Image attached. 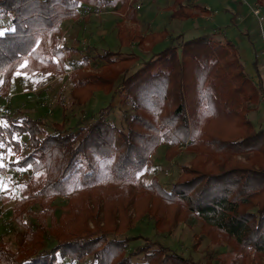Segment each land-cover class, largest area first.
<instances>
[{"label":"trees","instance_id":"16d2710c","mask_svg":"<svg viewBox=\"0 0 264 264\" xmlns=\"http://www.w3.org/2000/svg\"><path fill=\"white\" fill-rule=\"evenodd\" d=\"M131 1L0 0V21L9 26L0 38V102L8 97L17 70L53 71L63 61V52L71 51L60 46L63 25L78 18L80 7L115 9L135 23L138 12ZM165 1L169 20L200 19L203 25L212 16L197 0ZM116 38L118 51L98 54L100 64L91 72H85L88 57L71 62L74 104H87L97 91L108 98V106L94 117L66 126L23 113L12 116L7 107L0 113V144L9 156L0 177L8 167L12 174L24 172L28 184L13 208V223L24 230L21 244L13 249L0 237V264H226L218 255L193 261L163 245L151 248L147 240L130 247L137 237L123 235L120 227L141 218L161 233L178 221L200 224V238L216 247L228 245V264H262L264 128L248 118L264 95L255 58L256 81L230 39L209 34L185 39V33L173 36L166 29L142 34L122 27ZM144 42H149L148 54L130 50ZM118 94L132 106L121 129L106 110ZM161 144L167 159L182 146L192 150L191 161L169 188L155 178L141 185L139 174ZM77 156L85 165H71ZM58 198L66 206L57 218ZM133 255H141V263H133Z\"/></svg>","mask_w":264,"mask_h":264},{"label":"rangeland","instance_id":"374dc122","mask_svg":"<svg viewBox=\"0 0 264 264\" xmlns=\"http://www.w3.org/2000/svg\"><path fill=\"white\" fill-rule=\"evenodd\" d=\"M147 2L150 0H146ZM152 6L153 10L151 15H157V13L163 9V5H159L156 1ZM228 0H198L201 4H207L211 8L217 10V15L215 21L219 25H223L221 31L215 32L209 27L212 22H210L208 27L204 29H191V25L185 24V39L192 38L194 36L211 35L215 40H225L230 39L233 41V36H239V33H243V29L246 26V21L252 22V32L249 34L250 38H255V35L259 33L256 32V19L249 11L239 12L240 16L245 17L248 13L249 18L240 25L238 28L232 25L233 12L228 6ZM134 6L138 2L131 1ZM166 2V1H165ZM167 3V2H166ZM141 7V6H140ZM148 6L144 9H137L139 14H146ZM261 7L264 9V2H262ZM79 16L76 20H67L64 23V29L62 36L60 37V46L62 49L71 50L64 53L63 61L57 62L56 68L52 71L51 69H46L44 71L38 70L34 74H27L30 79L27 81L24 78V74L15 76L11 80V87L6 100L1 101L0 113H9V115L17 116L18 114H24L32 119L41 118L45 120L48 124L50 123H62L64 122L66 126H73L78 121H84L91 115L94 117L100 108H105L108 106V98L102 92H95L90 99V101L85 105H76L71 97V84L68 79V74L74 67L73 62L80 63L84 57L87 58V67L85 72H91L92 68H95L100 64L99 60L96 58L98 54H104L109 52L115 54L118 51V42L116 38V33H118L122 28H126L127 31L133 32L137 31L139 33L145 32H158L162 30V24L150 23L149 29H142L138 27L136 23L131 22L129 19H124L116 10H102L95 11L90 7H80L78 12ZM154 16V17H155ZM153 17V18H154ZM208 18V17H206ZM205 18V19H206ZM157 20V19H156ZM166 24L170 28L167 30L171 35H177V29L183 22H178L174 20L166 21ZM119 25V26H118ZM119 28H118V27ZM194 25H192V28ZM8 22L0 21V30L7 29ZM161 27V29H159ZM118 28V30H117ZM191 29V30H190ZM189 30V31H187ZM228 31V32H227ZM257 40L255 38V46L259 47L262 43L261 36ZM244 43L239 41H233L241 51L248 45L246 39ZM149 42H144L142 45L132 44L130 50L135 51L138 54H148ZM244 47V48H243ZM127 51V49L125 50ZM244 60V59H243ZM55 61V60H54ZM73 61V62H72ZM245 61V60H244ZM72 62V63H71ZM245 65V72H252L251 65ZM60 76H57V74ZM264 74V73H263ZM263 78V89H264V75ZM0 80L2 76L0 75ZM40 81L39 83H33V81ZM256 81L255 79H253ZM3 88L0 85V90ZM43 88V89H42ZM40 89V90H39ZM264 97V95H262ZM193 101H191V107H193ZM5 107L6 110L4 109ZM108 112V119L113 122V124L118 128H123L129 121L128 117L132 113V106L128 98L124 97L123 94H118L114 102L106 108ZM248 118L253 122L257 128H264V102L262 101L256 110L251 111L248 114ZM119 143V138L116 139V144ZM192 150H186L184 147L180 146L176 148L173 153L174 156L171 159H167V149L164 144H161L155 149V152L151 155V163L146 165L141 173L139 174L140 184H147L152 178L158 180L160 184L164 187L169 188L170 185L176 181L178 178L181 167L183 165L189 164L192 158ZM0 163H3L4 167L8 166L9 156L7 150L0 147ZM73 167L85 165L84 158L82 156H77L71 161ZM10 168H5V174L0 177V237L3 241L7 242L12 246L13 249H18L21 244V237L24 230L13 223V208L16 202L25 196L28 190V184L24 172L11 173ZM2 179V180H1ZM1 194L5 195V200L1 198ZM55 205V216L58 218L63 212L66 206V200L63 198H58L54 202ZM132 210V209H131ZM67 214V213H66ZM131 218L135 217V214L131 211ZM163 217V215L159 214ZM166 219V217H165ZM169 220H167L168 223ZM134 221L133 224H126L120 227L121 233L125 236H135L136 239L130 243V247H136L144 245V243L149 241L153 243L151 248L157 247L158 245H163L169 247L179 253H183L191 257L193 261H205L208 259H215L218 255L219 258L225 260V263H229L231 258V252L228 245L223 246H213L209 244L204 238H200V224L196 226H188L180 221L175 225L166 230L163 228V233L156 232L151 221L146 218H141L138 222ZM49 236H45V240ZM133 263H141V255L132 256ZM264 264V258L261 261ZM58 264H69L67 260L60 261ZM73 264H86L83 261L81 263Z\"/></svg>","mask_w":264,"mask_h":264},{"label":"crops","instance_id":"0c3cea01","mask_svg":"<svg viewBox=\"0 0 264 264\" xmlns=\"http://www.w3.org/2000/svg\"><path fill=\"white\" fill-rule=\"evenodd\" d=\"M133 1L138 2L137 5L141 6L140 9L141 8L144 9V8H146V6H148L147 7L148 11L146 14L145 13L144 14L138 13V19H137V22H135L138 27H141V28L143 27L142 29H149L148 24L155 23L157 21L158 23L162 24V27H163L162 29L169 30L170 28H173V27H169V25L165 23L166 21H170L169 17H168V12L165 10V8L167 6V3L165 2V0H153L154 2L156 1L159 5H161V6L163 5V7H162L163 9L161 10V12L159 11L156 16L151 15V11L153 10L152 6L155 5V3L151 4V0L148 2L146 0H133ZM227 3H228V6L230 7V9L232 10L233 16H234V18H232V20H231L232 25L235 26L236 28H238L240 25H242L245 22V20H247L249 18L248 13L245 15V17H243V16L239 15V12H242V13L244 11H245V13L247 11L250 12L251 8L255 4V0H228ZM203 5L212 11V16L204 19L203 25H201V23L199 22L200 19H193L190 22V24L189 23H187V24L191 25V29L196 28V30H199V29H204L205 27H208L207 24L212 22V24L209 26V27H211L212 30H214L215 32H218V33L223 32V31H221V29L224 26V24L219 25L215 21V17L217 15V10L211 8L207 4H203ZM246 23L247 24L243 29V33L240 32L239 36L234 35L232 39H233V41L235 40V41H239L241 43H244V41H245L244 39L248 40V41H246V42H248L247 43L248 47L247 46L245 48L243 47L244 49H243V52L241 53V55H242V58L245 60V61L243 60V63L245 62L246 64L251 65L252 72H248V73L246 72V73L252 79H255V71H254L252 59L255 58V61L257 64L256 66L258 67V69L263 74L264 73V55H261V51L264 49V43H260L259 47L256 48V46L254 44L255 38L258 40L260 38L259 37L260 34L258 33L257 35H255V38H253V37L250 38L249 34L252 32V22L246 21ZM192 25H194L193 26L194 28H192ZM255 26H256V32H258L257 31L258 25L256 24ZM159 29H161V27H159ZM173 29H175V28H173ZM176 31H177V34L185 33L186 32L185 24L184 23H183V25L181 24V26H179ZM187 31H189V30H187ZM240 51H242V50H240ZM244 68H245V65H244ZM261 98H262V101L264 102V97H261Z\"/></svg>","mask_w":264,"mask_h":264},{"label":"built area","instance_id":"2783aa9c","mask_svg":"<svg viewBox=\"0 0 264 264\" xmlns=\"http://www.w3.org/2000/svg\"><path fill=\"white\" fill-rule=\"evenodd\" d=\"M136 9H140V5H136ZM250 13L256 18L261 39L264 41V11L263 8L255 3L251 8ZM261 55H264V49L261 51Z\"/></svg>","mask_w":264,"mask_h":264},{"label":"snow or ice","instance_id":"6c2138e0","mask_svg":"<svg viewBox=\"0 0 264 264\" xmlns=\"http://www.w3.org/2000/svg\"><path fill=\"white\" fill-rule=\"evenodd\" d=\"M5 35V32H4V30H0V38H2L3 36ZM27 64V61H25L24 62V65H22V67L23 66H25ZM0 71H3V70H0ZM22 73L19 71V70H17L16 72H15V75H17V76H19V75H21ZM24 78H25V80L27 81L28 79H30V77L27 75V73H24ZM40 81H38V80H36V81H33V83H39ZM4 83V81L3 80H0V85H2ZM0 147H3V144H0ZM3 158L2 157H0V160H2ZM0 167H4V165H3V163H0ZM22 171H23V169H22Z\"/></svg>","mask_w":264,"mask_h":264}]
</instances>
